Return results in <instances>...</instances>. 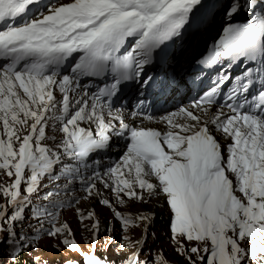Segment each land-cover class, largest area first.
Returning a JSON list of instances; mask_svg holds the SVG:
<instances>
[{
    "label": "snow or ice",
    "instance_id": "1",
    "mask_svg": "<svg viewBox=\"0 0 264 264\" xmlns=\"http://www.w3.org/2000/svg\"><path fill=\"white\" fill-rule=\"evenodd\" d=\"M117 245L264 264V0H0V264H117Z\"/></svg>",
    "mask_w": 264,
    "mask_h": 264
},
{
    "label": "rangeland",
    "instance_id": "2",
    "mask_svg": "<svg viewBox=\"0 0 264 264\" xmlns=\"http://www.w3.org/2000/svg\"><path fill=\"white\" fill-rule=\"evenodd\" d=\"M218 27V25H217ZM216 30V28H215ZM212 37V33H210L209 37ZM159 207H156V209ZM166 211V210H165ZM104 215H107V213H104ZM68 219L72 222L73 226H76V222L72 214L68 213ZM168 219V212H165V216L157 218V223L155 225V228L153 231L156 233V236L158 237V240L156 241V244L154 248H160L164 250V252L167 254L168 258L172 261H176L178 257L175 255V253L172 251V248L169 246L167 236L165 233H167V227H166V221ZM79 237V233H78ZM119 239V237H117ZM151 243V241H150ZM45 254L49 256L51 259H63L62 256H59L56 253L51 252V250H46ZM108 256L110 259L116 260L117 264H120V261L123 259V257L120 255L119 246H114L112 250L108 253ZM181 264H183V261H181Z\"/></svg>",
    "mask_w": 264,
    "mask_h": 264
},
{
    "label": "bare ground",
    "instance_id": "3",
    "mask_svg": "<svg viewBox=\"0 0 264 264\" xmlns=\"http://www.w3.org/2000/svg\"><path fill=\"white\" fill-rule=\"evenodd\" d=\"M198 54H199V52H198ZM156 211H157V213H159V215H158V218L159 217H162V216H165V209H163V208H157V209H155Z\"/></svg>",
    "mask_w": 264,
    "mask_h": 264
}]
</instances>
